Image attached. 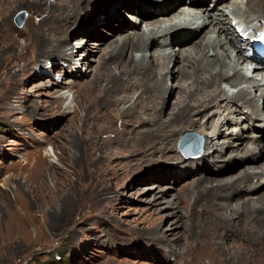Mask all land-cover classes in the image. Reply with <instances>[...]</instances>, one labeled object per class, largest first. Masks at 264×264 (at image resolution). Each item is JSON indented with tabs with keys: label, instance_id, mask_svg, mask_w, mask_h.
Returning a JSON list of instances; mask_svg holds the SVG:
<instances>
[{
	"label": "rangeland",
	"instance_id": "1",
	"mask_svg": "<svg viewBox=\"0 0 264 264\" xmlns=\"http://www.w3.org/2000/svg\"><path fill=\"white\" fill-rule=\"evenodd\" d=\"M37 1L0 0V264H264L263 225L257 227L243 225L238 231H233L231 228L222 231L219 225L220 219L201 208L191 212L189 216L182 215L185 209L182 208L179 198L184 193L185 187L192 185L196 178L204 177L200 176L201 173L207 172L203 169L197 171L194 168L197 171L195 175L189 176L190 173H183L178 178L173 175L182 173L183 165L191 159L184 157L178 148L179 140L186 131L195 132V135L188 133L193 141L199 137L198 135L203 136V151L200 156L208 155V152L216 153L217 148L230 154L231 149L223 140L236 142L239 140L238 137H241L248 140L250 145L253 142H264V131H261L264 127L251 129L254 121L252 119L264 123L262 120L264 97L259 96L260 91H256L255 88L251 91L252 95H257L256 100L262 110L260 114L257 112L255 115L252 114L253 107L243 106L239 98L235 100L219 98L208 109L206 113L213 119L221 114L223 105L232 107L233 114H230V117L233 122L229 123L226 114L221 115L220 120L214 119L215 122L218 120L224 124L222 132L225 135L220 140V144L210 145L205 151V140H211L208 133L206 135L204 131L188 128L176 137L178 140L173 147L174 151H169L166 147L159 152L153 150L155 156L152 160L147 159L140 170L122 174L116 180L112 171L118 167V163L126 164L128 155L122 154L113 160L107 155L100 159L79 157L74 146L75 141L72 145L74 136L81 134L80 117L84 114L82 111L77 117L73 116L75 108L78 107L77 96L78 93L81 98L87 95L82 83L91 80L94 75L92 71L94 69L89 63L95 67L103 60L110 59L111 54L98 51L95 45L98 44V39L89 37L87 43L93 42L94 46L91 50L95 51L90 53L91 50L80 48L82 56L75 58V61L85 57L79 64L77 76L74 77L70 74L72 72L69 67L70 62L64 61L66 59H59L58 62L44 57L38 62V55L42 52L58 58L64 51L53 45L44 47L40 44V39L34 38L33 32L35 29H46L52 34V29L58 24L56 20H59L61 15L66 19L67 13H73L78 22L71 23L68 33L64 35L68 34L67 37L70 38L71 45L66 43L70 46H68L71 49L69 51L77 50L80 44L78 42L83 40V36L74 35L76 29L80 25L89 30L91 29L89 26L95 28L97 26L94 24L95 21L103 17L106 9L115 5L118 0H98L93 5L87 6V11L79 10L83 4L81 1L75 6L76 11L65 9L63 12L56 11L59 8L53 10L51 7V4L53 5L57 0H45L48 4L41 7L34 4ZM153 1L156 2V0H141L140 3L149 2L148 4L153 5ZM230 1L241 6L243 11L248 8V0ZM220 4L221 2L216 0H207L206 7L214 10L215 15L222 18L225 24L229 23L231 31L235 30L239 39H242L239 30L243 25L252 31L255 27L259 29L264 24V18L261 17H259L261 20L248 22L262 11L256 12L253 9L252 13L245 14L234 9L235 4L227 5L229 7ZM182 5L176 7L182 10L184 8L180 7ZM219 5L221 10H218ZM141 9L148 10L147 6ZM22 10L27 12V19L24 25L19 27L15 23V18ZM222 10L226 12L228 10L229 16H222ZM124 14L125 18L118 13L113 19L125 20L130 25L129 30L143 31L148 24L145 20L161 19V16H156L157 20L155 16L141 18L138 13L134 14L128 10H125ZM241 16L243 17L240 18ZM202 21L203 18L200 22ZM107 23L110 28L111 22L107 21ZM208 29H213V26H209ZM107 32L112 34L110 30ZM64 35L54 36V43L60 44L61 39L66 37ZM199 37L198 33L194 39L181 44L175 41L170 43L171 36L163 35L159 38L158 45L151 46L147 53L152 55L160 48L170 54L177 51L181 58L183 48H192L197 42L200 44ZM114 38L110 36L108 41ZM195 39L196 41L193 42ZM229 50L226 47L221 48L224 54L231 53L230 59L233 60L236 58V50L234 53ZM193 51L195 55L198 49ZM124 54L128 55L127 51ZM134 54L138 56L142 52ZM208 57L213 58L214 52L210 51ZM230 59L227 58V62L232 66ZM175 61L176 59L173 58L169 65L173 70H178L181 62L175 63ZM57 62L61 64L62 71L52 68ZM243 66V71H246L245 64ZM119 69H115V72H119ZM187 69L186 80L191 73L189 68ZM198 72L204 79H211L207 78L210 73ZM230 72L229 74L232 75V70ZM249 76L261 79L254 73H250ZM178 82L176 78L170 76L167 79L168 91L164 94L165 101L163 104L160 103L158 109L164 118L169 117V111L178 98ZM53 83H59L61 87ZM221 83H223L222 88L230 93L246 84L238 83L231 86L226 80ZM173 88H177V92L170 96ZM202 88H204L202 84L197 85L194 97H197ZM94 94H98V88L94 90ZM138 94L139 92L135 97ZM104 95L103 93L101 100L108 99L104 98ZM60 96H65V101L61 106H57L55 100ZM128 104L129 102H121L118 107L114 106L112 111L111 105L103 104L99 108L97 104V108L105 116L102 120L91 121L111 128L103 132L97 140L114 138L116 140L122 131L128 128L126 120H129V117H121ZM205 114L199 117L200 120H206ZM140 125L141 122H133L129 129L131 131L137 129L139 132L146 128L144 124ZM164 153L168 155L166 158L163 156ZM76 156H78L77 160ZM236 159L240 161L232 164L222 173L239 175L243 167L252 165L242 156H237ZM209 160L214 161L212 158ZM257 163L264 164V154L257 158ZM261 169L256 167L252 169V173L256 174ZM107 171L111 173L105 176ZM163 171H169L170 175L166 178L162 177L160 181L149 179L151 174L159 177ZM217 172L220 173L219 170ZM217 172L216 175L221 176ZM254 181L257 184L259 178L256 177ZM260 182H264V179ZM44 183L47 185L45 186ZM244 188L246 187L240 186L239 191ZM259 188L260 185L250 187L249 193H257ZM138 190L141 191L139 195ZM158 226H161L159 232L167 234L168 239L154 238L156 234L151 232V228ZM168 240L169 245H167Z\"/></svg>",
	"mask_w": 264,
	"mask_h": 264
},
{
	"label": "bare ground",
	"instance_id": "2",
	"mask_svg": "<svg viewBox=\"0 0 264 264\" xmlns=\"http://www.w3.org/2000/svg\"><path fill=\"white\" fill-rule=\"evenodd\" d=\"M81 1H83V4L79 10L83 9L87 11V6L93 5L94 2L98 0H57L53 5L51 4V7L53 10L59 8L56 10L58 12H63L65 9H67L66 11H69V9L76 11L75 9L77 8L75 6H78ZM140 1L141 0H118L115 5L106 9L103 17L95 21L94 24H97L95 28L92 29L93 26H89V28H91L89 30L80 25V27L76 29L74 35H82L83 40H78L80 41L78 42L80 43L78 46L79 49L76 48L77 50L71 52L69 51L71 49L68 48L69 45L66 44L70 43V38L67 37L68 34H64L68 33V28L71 23L74 21L78 22V20H75L73 13H67L68 16L66 19L61 15L60 18H58L59 20H56L58 24L56 28L52 29V34L46 29H35L33 32L34 38L36 40L40 39V44L44 47L53 45L57 49H62L64 51H62L63 53L58 56V58H56V56L50 57L46 52H42L38 55V62H41L44 57H48L51 61L57 60L58 62L59 59H66L64 61L70 62L69 67L72 69V72L69 73L74 77L77 76L79 64L85 57H81V60L75 61V58L78 59L82 56L80 55V48L83 47V49L91 50L92 46H94L93 42L87 43L88 39H90L89 37L98 39V44H95L98 51L101 50L105 53L108 52L109 55L111 54L110 59L107 58L103 60L95 67L89 63L90 67L94 69L92 70L94 75L91 80L82 83V87L86 90L87 95L81 98L80 93H78L77 96L78 107L75 108L73 116L77 117L82 111H84V114L80 117L81 126L79 127L81 134L74 136L72 145H74L75 141L74 146L78 151L79 157L86 156L100 159L104 155H107L113 160L117 159L122 154L128 155L126 164L118 163V167L112 171L116 180L120 178L122 174L126 175L129 172L140 170L142 165H145L147 159L152 160L155 156L153 150L159 152L166 147L169 151H174L173 147L177 144L178 140L176 137L188 128L204 131L206 135L208 133V137L210 136L211 140H205V151L208 150L210 145L220 144V140L223 135H225L222 132L224 124L218 120L215 122L216 118L220 120V116L226 114V117H229V123L234 120L230 117V114H233L230 105H223L221 114L213 117V119L209 118L206 112L214 105L216 100H219V98L224 97L230 100L239 98L243 102V106L253 107L254 110L252 114L255 115V112H257V114L262 112L256 100L257 95H252L251 91L255 88L256 91H260L259 96L264 97V70L258 68V66L253 69L247 67L248 60L244 55L241 44L244 40L236 36L235 30L231 31V26L227 21L225 22L228 24H225L221 20L222 18L215 15L214 10H209V7H206L207 0H156V2L153 1V5L148 4L149 2L140 3ZM233 3L234 1L224 0L220 5L229 7L227 5H232ZM34 4L41 7L48 4V2L45 0H38ZM179 4H183L180 6L184 7L182 10L176 7ZM262 4H264V0H248V8H246V11H243V8L236 4L234 5V9L239 10V12L243 11L245 14L252 13L254 10H256V12L262 11L260 15L252 17L250 21L248 20V22L251 23L253 20L259 19V17L264 18V5ZM220 5L218 10H221L219 9ZM144 6H147L148 10L143 11L141 8ZM125 10L134 14L138 13L141 18L161 16V19L157 20L156 17L157 21H154L155 19L145 20L148 24L146 26L147 29L145 28L143 31L134 29L129 30L130 25L127 24L125 20L113 19L118 13L125 18ZM235 12L237 13V11ZM221 15L227 16L228 10L227 12L222 10ZM242 15L244 16L243 13ZM202 18L203 21L200 22ZM107 21L112 24L110 28L107 25ZM209 26H213V29L209 30ZM109 30L112 31V34L107 32ZM200 31L202 32L200 33ZM198 33L200 36L199 38H201L200 44L197 42V44L195 43V45H192V48H183L181 58H179L177 51L170 54L166 51L164 52L160 48L152 55H148L147 53V51L151 49V46L158 45L159 38L163 35L171 36V41L169 40L170 43L175 41L186 44V42L194 39L195 35ZM63 35L66 37L61 39L60 44H55L54 36L61 37ZM110 36L116 39L114 38L108 41ZM141 36L142 39L140 40L139 38ZM194 41H196V39L193 40V42ZM223 47L230 49L229 51L233 53L236 50V58L231 60V53L225 52L224 54L221 52V48L224 49ZM232 48H234V50ZM195 49H198V52L193 55L192 51ZM92 51L95 50H91L90 53ZM126 51L128 55L124 54ZM139 51L142 52V54L135 56L134 53H138ZM210 51L214 52L213 58L208 57ZM173 58L176 59L175 63L181 62V66L178 70H173L169 65ZM227 58L232 61V66L227 62ZM88 60L92 61L93 59ZM181 60H184V62ZM58 62L54 63L52 68L62 71L63 68H61V64ZM244 64L246 66V71H243ZM29 67L31 68V65ZM117 68H120L119 72H115ZM187 68L191 71L188 75V80H186L188 73ZM225 68L229 70L227 71ZM32 69L34 70V68ZM230 70L233 72L232 75L229 74L231 73ZM198 71H200L201 74L203 72L210 73L211 75L208 74L207 78H211L212 80H206L203 76H199ZM248 73L261 76V79L255 78L256 76L251 78ZM169 76L179 81L177 87L179 95L171 111H169V117L167 116L164 118L160 113L161 111L158 109L165 101L164 94L168 91L167 79ZM103 80H106V82ZM223 80H226V83L231 86L238 85V83L246 84L237 91L230 93L222 88L223 83L221 82ZM185 83L189 85L186 86ZM53 84L61 87L59 83ZM201 84L204 88L200 90L197 97H194L195 88H197V85ZM97 88L98 94L95 95L94 90ZM177 88L171 90L170 96L177 92ZM89 92L92 94H89ZM138 92L139 94L135 97ZM103 93L105 94L104 98H108L107 100H101ZM64 101L65 96H60L55 100V103L57 106H61ZM121 102H129L128 108L124 109L121 114L122 118L129 117V120H126L128 128L124 129L116 140L115 138L113 140H97L103 132L111 129L105 124H94L96 119L102 120L103 116H105L103 112L99 111V108H101L103 104L111 105L110 110L112 111L114 106L118 107ZM97 104H99V108H97ZM204 114L206 120H200L199 117ZM252 120L254 121L251 129L264 127L263 122H259V120L256 119ZM262 120H264V118ZM133 122H141L146 128L139 132L137 129L131 131L129 127L133 125ZM185 134L182 135L181 140ZM238 139L239 140L236 142L223 140L224 144L231 149L230 154H226L223 150L217 148L215 150L216 153L208 152V155L205 154V156H200L198 159L191 158L187 160L186 164L183 165V172L180 174H173L174 177L178 178L183 173H190L188 174L189 176L195 175L197 171L201 169L207 172L201 173L200 176L204 177L196 178L192 185L185 187L184 193L179 198L181 201L180 203H182V208L185 209L182 211V215L189 216L191 212L201 208V210L211 213V215L218 220L220 219L219 225L222 231L229 230L230 228L233 231H238L243 225H251L254 227L258 225L264 226V182H260V180L264 179V164L257 163V158L264 154V142H253L250 145L248 140L241 139V137H238ZM157 154L158 153H156V155ZM78 156L75 157L76 160ZM163 156L166 158L168 155L164 153ZM237 156H242L244 160L250 161L252 165L243 167L241 169L242 173L239 175H237L238 173H222L229 169L232 164L240 161L236 159ZM200 158L201 161H199ZM209 158H212V160L214 159V161L211 162ZM256 167L262 169L254 174L252 173V169ZM194 168H196L197 171H195ZM216 168H218L217 170H219L220 173L217 172ZM216 172L221 176L216 175ZM110 173V171L105 172V176H108ZM169 175V171H163L161 176L158 177L155 174H151L149 179L160 181L162 177L166 178ZM235 175H237V177H235ZM256 177L259 178L257 184L254 181ZM103 180L105 179H102V181ZM46 185L47 184H45V186ZM242 185L246 188L239 191V187ZM257 185H260L257 193H249V191H251L249 188L256 187ZM46 191L47 194H49V189ZM137 194H141V191L138 190ZM106 200L105 197L104 201L106 202ZM233 200L235 201L234 203ZM185 224H188L187 221ZM160 227L151 228V232L156 234L154 238L158 240L167 238V234L159 232V230H161ZM169 243L168 240L167 245H169Z\"/></svg>",
	"mask_w": 264,
	"mask_h": 264
},
{
	"label": "water",
	"instance_id": "3",
	"mask_svg": "<svg viewBox=\"0 0 264 264\" xmlns=\"http://www.w3.org/2000/svg\"><path fill=\"white\" fill-rule=\"evenodd\" d=\"M26 19H27V12L22 10L20 12V14L15 18V23L17 26L22 27L24 25ZM188 133H192V134L194 133V135H195V132L186 131V134L183 137V139L179 140V145H180L181 149L188 155V157H197L199 154L202 153L203 144H204L203 137H202V135H200V139H199L200 142H198L199 143L198 149L192 150L191 147L194 143H193V139L189 137ZM196 137H197V135H196Z\"/></svg>",
	"mask_w": 264,
	"mask_h": 264
},
{
	"label": "trees",
	"instance_id": "4",
	"mask_svg": "<svg viewBox=\"0 0 264 264\" xmlns=\"http://www.w3.org/2000/svg\"><path fill=\"white\" fill-rule=\"evenodd\" d=\"M193 143H194V145H195V146L197 145V144H196V143H197V141H196V140H194V141H193Z\"/></svg>",
	"mask_w": 264,
	"mask_h": 264
}]
</instances>
